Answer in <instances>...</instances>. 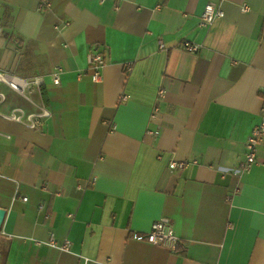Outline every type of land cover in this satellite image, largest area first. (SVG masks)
I'll list each match as a JSON object with an SVG mask.
<instances>
[{"label": "crops", "instance_id": "obj_1", "mask_svg": "<svg viewBox=\"0 0 264 264\" xmlns=\"http://www.w3.org/2000/svg\"><path fill=\"white\" fill-rule=\"evenodd\" d=\"M48 1L0 0V72L44 81L0 83V264H264V143L231 175L264 120V0ZM41 104V130L7 119ZM161 219L174 253L136 239Z\"/></svg>", "mask_w": 264, "mask_h": 264}, {"label": "built area", "instance_id": "obj_2", "mask_svg": "<svg viewBox=\"0 0 264 264\" xmlns=\"http://www.w3.org/2000/svg\"><path fill=\"white\" fill-rule=\"evenodd\" d=\"M44 8H49L48 0H39L38 10L41 11ZM247 7L243 6L242 11H247ZM224 17V12L219 6L208 3L205 5L202 14L199 17V27L209 28L216 19H222ZM163 48L162 43L159 45ZM182 50L196 54L200 51V45L192 43L190 41H182L180 43ZM87 62L89 69L92 71L91 80L94 83H99L102 79V69L105 65V59L102 55L98 53H91L87 56ZM128 70L130 65L125 66ZM62 69L60 66H54L51 73V80L54 85L60 84V75ZM0 83L8 86L15 93L28 99V93L33 89H40L44 84L41 77H33L30 79H24L16 75L0 72ZM165 94L163 89H160L157 93L158 98H162ZM126 99V97H123ZM158 108L154 107L151 114V119H155ZM264 112V109H263ZM7 119L10 121L18 122L25 125L27 128L32 130H41L45 124L50 119V112L44 104H41L38 111L32 115L24 117L22 110H14L8 116ZM264 143V120L253 128L251 134L247 138L245 143V154L244 160L239 164V166L231 171V175L235 177H240L242 174L248 173L252 167L257 162V155L259 152V147ZM186 166L185 162H171L169 167L172 170H182ZM81 187H78L80 189ZM22 201L26 202V198H22ZM139 241H145L153 246H162L168 248L173 253L177 251L179 244V239L175 236L171 223L169 220L161 219L154 222L151 226L149 232L138 235L136 237ZM49 245L58 248L62 251L69 250V243H64L62 245H57L53 239H50ZM95 264H106V263H95Z\"/></svg>", "mask_w": 264, "mask_h": 264}]
</instances>
